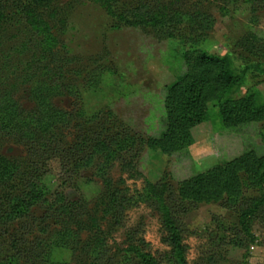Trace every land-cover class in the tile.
I'll return each mask as SVG.
<instances>
[{
	"label": "rangeland",
	"instance_id": "rangeland-1",
	"mask_svg": "<svg viewBox=\"0 0 264 264\" xmlns=\"http://www.w3.org/2000/svg\"><path fill=\"white\" fill-rule=\"evenodd\" d=\"M2 2L0 114L12 100L34 138L0 119V264H175L148 182L200 172L222 153L255 149L261 156L264 128L253 123L219 134L213 99L185 153L147 148L134 164L131 138L160 129L165 88L184 72L188 49L220 57L216 75L237 79L251 65L224 99L252 92L264 104V0ZM29 181L45 184L43 195L2 223L4 191L28 193ZM263 199L264 179L245 185L235 203H186L187 264H264Z\"/></svg>",
	"mask_w": 264,
	"mask_h": 264
},
{
	"label": "trees",
	"instance_id": "trees-1",
	"mask_svg": "<svg viewBox=\"0 0 264 264\" xmlns=\"http://www.w3.org/2000/svg\"><path fill=\"white\" fill-rule=\"evenodd\" d=\"M29 6V11L34 10L33 5ZM4 9V4L0 0V13ZM29 22L35 28L38 25H34L31 20ZM221 64L222 60L218 56L200 55L197 50L189 49L185 52L184 72L176 82L165 88L164 108L162 109L163 122L160 129L138 137L133 135L131 138L130 142L136 149L134 161H130L131 165L138 162V155L147 148H159L169 156L187 152L191 144V129L206 120L209 111L208 103L213 99L218 100L217 105L223 124L219 134L225 131L233 133L234 130L253 123H262L260 128H264V104L260 106L252 92L242 97L224 99L225 89L234 81H242L252 66L245 64L239 77L234 79L230 73L225 71L216 75ZM49 110L51 109L45 110V120L51 119V115L47 114ZM41 118L43 117H35L33 120L43 121ZM0 119L4 126L15 127L26 137L34 138L32 131L26 128L27 121L20 119V113L17 112L12 100L7 99V107L1 109ZM12 122L15 124L12 125ZM220 155L218 163L200 172L188 175H182L185 172L183 170L177 174L168 172L160 181L147 184L152 197L161 202L163 223L169 232L167 242L174 250L175 264H187L181 237L184 226L181 215L190 211V208H186V203L190 206L199 203H235L239 200L245 185L256 186L263 182L264 154L259 156L255 149H249L242 150L232 158L228 157V154ZM37 165H35V169L38 168ZM4 172L8 174L10 171L7 169ZM178 174L182 178H179ZM27 188L29 189L28 193L25 192L17 197H13L9 191H4L3 196L8 208L3 215L2 223L6 224L9 219L21 216L29 210L43 195L45 184L29 181ZM169 199L175 203V206L169 205ZM258 204L247 209L244 212V217L254 212L255 208H258ZM150 258L145 262H154L153 257Z\"/></svg>",
	"mask_w": 264,
	"mask_h": 264
}]
</instances>
